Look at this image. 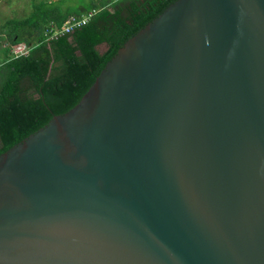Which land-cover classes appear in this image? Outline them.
<instances>
[{"label":"water","instance_id":"water-1","mask_svg":"<svg viewBox=\"0 0 264 264\" xmlns=\"http://www.w3.org/2000/svg\"><path fill=\"white\" fill-rule=\"evenodd\" d=\"M0 264H264V0H175L1 153Z\"/></svg>","mask_w":264,"mask_h":264},{"label":"trees","instance_id":"trees-1","mask_svg":"<svg viewBox=\"0 0 264 264\" xmlns=\"http://www.w3.org/2000/svg\"><path fill=\"white\" fill-rule=\"evenodd\" d=\"M175 0H40L0 24V154L74 107L124 43ZM97 10L51 37L69 16ZM30 46L14 57L11 46ZM105 44V49L100 46Z\"/></svg>","mask_w":264,"mask_h":264},{"label":"rangeland","instance_id":"rangeland-1","mask_svg":"<svg viewBox=\"0 0 264 264\" xmlns=\"http://www.w3.org/2000/svg\"><path fill=\"white\" fill-rule=\"evenodd\" d=\"M39 1L40 0H0V24L8 18H24L29 16L34 9L33 2L38 3ZM65 22L63 24H65ZM58 29L59 28L52 29L53 31L50 33L52 38ZM100 48L105 49V44H102Z\"/></svg>","mask_w":264,"mask_h":264},{"label":"built area","instance_id":"built-area-1","mask_svg":"<svg viewBox=\"0 0 264 264\" xmlns=\"http://www.w3.org/2000/svg\"><path fill=\"white\" fill-rule=\"evenodd\" d=\"M96 11L97 10H92L89 14L83 15L81 17H77L75 15L70 16L65 24H63L62 27L58 29L54 37L71 32L72 30H74V28L80 27L81 25L87 23L91 16L96 13ZM0 41L3 42V46L8 45V42H5L3 40ZM11 51L14 57L27 55L30 51V46L24 41L19 42L11 46Z\"/></svg>","mask_w":264,"mask_h":264},{"label":"crops","instance_id":"crops-1","mask_svg":"<svg viewBox=\"0 0 264 264\" xmlns=\"http://www.w3.org/2000/svg\"><path fill=\"white\" fill-rule=\"evenodd\" d=\"M1 40V39H0Z\"/></svg>","mask_w":264,"mask_h":264}]
</instances>
